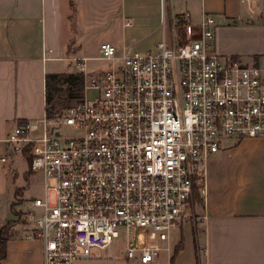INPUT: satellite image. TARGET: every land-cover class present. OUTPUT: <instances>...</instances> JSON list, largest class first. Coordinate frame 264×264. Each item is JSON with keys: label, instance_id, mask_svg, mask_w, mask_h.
Masks as SVG:
<instances>
[{"label": "built area", "instance_id": "obj_1", "mask_svg": "<svg viewBox=\"0 0 264 264\" xmlns=\"http://www.w3.org/2000/svg\"><path fill=\"white\" fill-rule=\"evenodd\" d=\"M216 28L204 12L152 50L118 55L102 42L111 65L91 84L92 97L3 138L14 152L28 150L31 170L42 175L43 196L32 201L41 213L23 223L32 225L26 237L42 242L43 264L95 257L121 228L127 257L139 251L142 263L159 264L174 230L203 218L193 193L206 194L210 157L229 140L264 137V65L219 53ZM77 65L85 69V59Z\"/></svg>", "mask_w": 264, "mask_h": 264}, {"label": "crops", "instance_id": "obj_2", "mask_svg": "<svg viewBox=\"0 0 264 264\" xmlns=\"http://www.w3.org/2000/svg\"><path fill=\"white\" fill-rule=\"evenodd\" d=\"M204 12L216 17L219 53L264 65V0H0V146L7 156L0 165L19 154L3 138L46 114L47 74L82 71H58L55 60L84 58L87 66L102 42L118 55L152 50L168 22L172 41L176 23L196 26ZM84 74L87 93L102 72ZM25 172L35 171L29 165ZM202 198V220L174 230L159 264H264V137L229 140L213 154ZM10 218L0 215V225ZM24 231L8 239L1 264H43L41 240Z\"/></svg>", "mask_w": 264, "mask_h": 264}, {"label": "rangeland", "instance_id": "obj_3", "mask_svg": "<svg viewBox=\"0 0 264 264\" xmlns=\"http://www.w3.org/2000/svg\"><path fill=\"white\" fill-rule=\"evenodd\" d=\"M176 24V34H178L180 28L183 29V26H186L187 30L189 29V25H187L186 23L178 22ZM166 31V39L169 43H171V27L169 22ZM110 65L111 60L102 57V52L99 46L98 55L92 57V60L87 63L85 69L79 68L77 65V61L70 62L69 60H55L52 67L57 69L58 71L64 69L82 70L87 74L92 71V76L96 77L97 75L101 74V72L103 74V72L107 70ZM95 93L96 89L94 87H90L89 89H87L88 97H92ZM45 117L46 114L41 118ZM41 126L43 127L42 122ZM61 130L63 133H71V129L68 125H63L61 127ZM14 153L19 154L9 156V162H7L4 167L0 165V215L3 218H5L6 216H12L14 218L17 217V212H19L22 213V216L25 218L31 211H35L38 215L41 213V210L33 206L32 201L36 197L43 196L44 190L41 174L39 172H34L33 175L28 176L25 172L30 165L28 159L21 152ZM11 154L9 152V155ZM200 198L201 197L199 192L195 189L193 193V200L198 205H200L202 202ZM196 214L201 215V209L198 208ZM30 223L31 222H21L16 225V229L12 228V233L14 231L13 235L24 229H31L32 225ZM127 242L128 238L126 232L123 228H121L119 236L115 238L107 248H95L96 256L91 258L79 259V264H138L136 262V258L140 253L139 251H136V256L133 258H128L125 255Z\"/></svg>", "mask_w": 264, "mask_h": 264}, {"label": "trees", "instance_id": "obj_4", "mask_svg": "<svg viewBox=\"0 0 264 264\" xmlns=\"http://www.w3.org/2000/svg\"><path fill=\"white\" fill-rule=\"evenodd\" d=\"M85 83V74L82 71L48 73L46 77V114L51 117L61 115L67 107L85 95ZM24 155L30 163L32 157L28 150ZM200 200L203 201V198L201 197ZM21 216L22 213L17 212V217L7 219L0 225V264L7 255L8 239L14 233V231L12 233V228L25 222ZM180 246L181 244H178L177 249Z\"/></svg>", "mask_w": 264, "mask_h": 264}]
</instances>
